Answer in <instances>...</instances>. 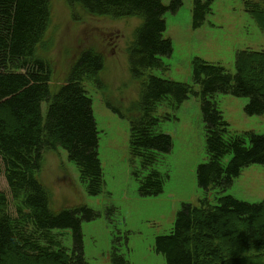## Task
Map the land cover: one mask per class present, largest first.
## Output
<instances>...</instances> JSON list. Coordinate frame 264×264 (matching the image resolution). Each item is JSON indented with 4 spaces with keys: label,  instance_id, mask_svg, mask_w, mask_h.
<instances>
[{
    "label": "trees",
    "instance_id": "trees-1",
    "mask_svg": "<svg viewBox=\"0 0 264 264\" xmlns=\"http://www.w3.org/2000/svg\"><path fill=\"white\" fill-rule=\"evenodd\" d=\"M67 1L91 16L142 20L129 49L140 99L125 112L107 104L130 122L131 162L140 164L134 175L142 196L162 194L169 180L158 167L174 144L159 126L172 117L159 116V108L177 111L190 97L199 98L208 161L199 165L197 180L206 196L197 205H182L169 235L157 238L156 252L166 264H264V201L250 203L225 193L246 168L264 166V135L232 134L215 100L217 94L246 98V115L264 116V85L250 79L264 81V50L240 52L234 73L196 58L192 84L163 79L152 71L164 69L161 57L173 53L165 38L166 15L178 12L183 0L169 5L163 0ZM212 2L193 0L194 28L203 26ZM246 2L248 14L264 30V2ZM50 8L49 0H0V264H88L82 225L98 214L86 206L51 209L50 193L38 179L45 150L68 154L89 195L104 190L99 132L86 84L103 85L105 61L93 49L83 51L66 82L53 92L52 64L38 54L48 45ZM67 231L71 249L63 245ZM111 259L130 264L116 250Z\"/></svg>",
    "mask_w": 264,
    "mask_h": 264
},
{
    "label": "rangeland",
    "instance_id": "rangeland-1",
    "mask_svg": "<svg viewBox=\"0 0 264 264\" xmlns=\"http://www.w3.org/2000/svg\"><path fill=\"white\" fill-rule=\"evenodd\" d=\"M49 2L51 21L45 36L49 47L46 45L38 54L52 64L53 92L68 78L70 68L83 51L93 49L105 61L100 74L103 85L86 84L99 132L104 190L100 195H89L68 154L63 149L45 150L38 179L50 193V207L58 212L86 206L98 214L95 220L82 225L88 264H113L114 250L130 264H166L163 255L155 250L157 238L169 235L184 203L197 205L206 196L197 180L199 165L208 161L199 98L190 97L177 111L170 106L159 108V116L172 117L159 126L160 132L172 136L174 144L171 154L162 156L158 167L169 173V180L162 194L142 196L134 175L139 164L131 162L130 122L107 106L111 104L125 112L140 99L141 87L131 70L129 49L142 20L96 17L67 0ZM170 2L163 0L165 5ZM246 3V0H213L203 26L194 28L193 0H183L178 12L166 15L165 38L172 42L173 53L161 57L164 69L152 74L192 84L196 58L220 64L234 73L240 52L264 50V30L248 14ZM250 79L258 87L264 85L259 77ZM215 100L232 134L253 131L264 135V116L251 117L245 113L248 99L217 94ZM43 109L45 112L46 104ZM225 193L250 203L264 201V166L246 168ZM214 195V191L209 193L211 200ZM63 245L72 248L70 231L64 234ZM234 261L239 262L238 256ZM252 264H260V260Z\"/></svg>",
    "mask_w": 264,
    "mask_h": 264
}]
</instances>
